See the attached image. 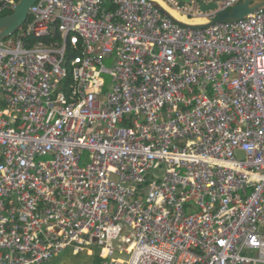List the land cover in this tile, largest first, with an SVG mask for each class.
Instances as JSON below:
<instances>
[{
    "label": "built area",
    "instance_id": "built-area-1",
    "mask_svg": "<svg viewBox=\"0 0 264 264\" xmlns=\"http://www.w3.org/2000/svg\"><path fill=\"white\" fill-rule=\"evenodd\" d=\"M242 1L33 5L0 41V264H264V9L153 4Z\"/></svg>",
    "mask_w": 264,
    "mask_h": 264
},
{
    "label": "water",
    "instance_id": "water-1",
    "mask_svg": "<svg viewBox=\"0 0 264 264\" xmlns=\"http://www.w3.org/2000/svg\"><path fill=\"white\" fill-rule=\"evenodd\" d=\"M40 0H19L16 6L13 8V13L0 17V41L7 39L17 33V31L26 23L29 11L35 3ZM156 7H159L163 13L172 18L174 22L186 29L203 30L213 25L230 24L234 25L244 20L253 13L264 9V0H243L242 3L222 13L216 20L208 25H190L185 22L174 19L166 10L162 9L157 3H153ZM215 9L214 4L203 6L204 11Z\"/></svg>",
    "mask_w": 264,
    "mask_h": 264
},
{
    "label": "crops",
    "instance_id": "crops-1",
    "mask_svg": "<svg viewBox=\"0 0 264 264\" xmlns=\"http://www.w3.org/2000/svg\"><path fill=\"white\" fill-rule=\"evenodd\" d=\"M75 256L78 258L76 261H72V257ZM84 259H86L88 262L84 263ZM93 257L90 255H74L72 252L67 251L56 258H54L51 262L48 264H93Z\"/></svg>",
    "mask_w": 264,
    "mask_h": 264
},
{
    "label": "rangeland",
    "instance_id": "rangeland-1",
    "mask_svg": "<svg viewBox=\"0 0 264 264\" xmlns=\"http://www.w3.org/2000/svg\"><path fill=\"white\" fill-rule=\"evenodd\" d=\"M105 79H106V82H107V89H108V86H111V80H110V77L109 76H105ZM145 198V197H144ZM86 255V254H85ZM83 256V255H82ZM78 260L77 257L73 256L72 257V261H76ZM84 263H87L88 261L86 259L83 260ZM94 264H97L96 261H94Z\"/></svg>",
    "mask_w": 264,
    "mask_h": 264
},
{
    "label": "bare ground",
    "instance_id": "bare-ground-1",
    "mask_svg": "<svg viewBox=\"0 0 264 264\" xmlns=\"http://www.w3.org/2000/svg\"><path fill=\"white\" fill-rule=\"evenodd\" d=\"M171 14H173L174 16H176V18H178L179 20H182V21H184V22L187 21L185 18L180 17L179 15H177L176 13H174V12H172V11H171ZM202 21H203V20H195L196 23H200V22H202Z\"/></svg>",
    "mask_w": 264,
    "mask_h": 264
},
{
    "label": "trees",
    "instance_id": "trees-1",
    "mask_svg": "<svg viewBox=\"0 0 264 264\" xmlns=\"http://www.w3.org/2000/svg\"><path fill=\"white\" fill-rule=\"evenodd\" d=\"M17 1H19V0H17ZM12 13H13V12L10 11V12L4 13V14H0V17L8 16V15H10V14H12ZM96 263H97V264H100L99 259H96Z\"/></svg>",
    "mask_w": 264,
    "mask_h": 264
},
{
    "label": "flooded vegetation",
    "instance_id": "flooded-vegetation-1",
    "mask_svg": "<svg viewBox=\"0 0 264 264\" xmlns=\"http://www.w3.org/2000/svg\"><path fill=\"white\" fill-rule=\"evenodd\" d=\"M93 264H94V260H93Z\"/></svg>",
    "mask_w": 264,
    "mask_h": 264
}]
</instances>
